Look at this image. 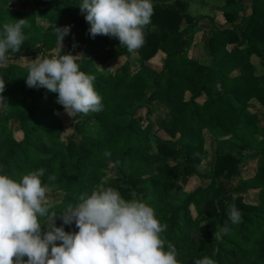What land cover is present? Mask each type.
I'll list each match as a JSON object with an SVG mask.
<instances>
[{
    "label": "trees",
    "instance_id": "1",
    "mask_svg": "<svg viewBox=\"0 0 264 264\" xmlns=\"http://www.w3.org/2000/svg\"><path fill=\"white\" fill-rule=\"evenodd\" d=\"M203 1L221 3L222 21L191 16L186 0H152L144 43L129 52L116 37L90 35L82 0H0V39L5 23L27 22L20 50L0 66V174L19 182L45 169L42 184L60 195L50 209L57 214L109 187L148 204L167 225L161 238L179 264H264V0ZM54 26L72 29L60 54L82 49L76 62L95 77L101 111L69 116L57 93L27 86L29 62L20 60L49 53ZM156 54L160 70L147 76ZM205 152L208 170L199 173ZM192 177L200 182L182 198ZM225 201L240 210V223L230 221ZM55 226L78 231L74 221L57 218Z\"/></svg>",
    "mask_w": 264,
    "mask_h": 264
},
{
    "label": "clouds",
    "instance_id": "2",
    "mask_svg": "<svg viewBox=\"0 0 264 264\" xmlns=\"http://www.w3.org/2000/svg\"><path fill=\"white\" fill-rule=\"evenodd\" d=\"M79 8L86 13L93 38L116 37L129 52L143 45L144 29L153 15L152 0H82ZM26 24V19H19L3 25L0 66L7 63L9 50H20ZM54 29L60 48L51 58L37 56L29 61L27 86L57 93V103L69 116L101 111L102 98L93 86L95 77L80 70L77 56L60 54L69 26ZM4 90L5 81L0 79V93ZM4 99L0 96V105L6 104ZM44 172L43 168L31 171L19 182L0 174V264H179L174 245L169 242L165 250L161 238L167 225L160 223L148 204L126 201L109 187L82 194L77 204H68L57 214L50 211L53 206L46 194L51 189L42 184ZM241 215L234 204H228L232 223H240ZM57 218L65 225L74 221L78 231L70 233L55 226ZM195 264L215 261L204 257Z\"/></svg>",
    "mask_w": 264,
    "mask_h": 264
},
{
    "label": "rangeland",
    "instance_id": "3",
    "mask_svg": "<svg viewBox=\"0 0 264 264\" xmlns=\"http://www.w3.org/2000/svg\"><path fill=\"white\" fill-rule=\"evenodd\" d=\"M187 2V7H186V11L191 15V16H211L213 17V19L215 21H222L219 12H217V7L221 4L220 2H204L203 0H186ZM213 5L215 8L212 9L210 5ZM249 14V9H248V4L244 3V5L242 7H240L239 11H238V16L243 18L248 16ZM219 18V19H218ZM86 28L89 30L90 29V24L86 21ZM66 37L71 38L72 37V29L69 28V33L66 35ZM64 39V38H63ZM191 39H188L186 41L187 43V47L184 50L183 56L186 55V53L188 52V47L191 45ZM60 45L59 42L54 46V48L49 52V53H45L44 57H49L51 58L53 55L57 54V51L59 50ZM63 50V43L61 45V51ZM60 51V52H61ZM72 55L73 56H77L76 59L82 57L84 55V52L82 51V49H78L76 47L73 48L72 50ZM192 58H196L197 57V50L193 49L192 51H190L188 53ZM37 58V55L33 58L26 56V57H22V59L20 60L21 63H26L32 60H35ZM163 56L161 54H156L152 59H150L147 63H145V69L144 72L147 76H151L153 73H156L160 70V65H161V60H162ZM250 112L254 113V114H258V106L256 105V103L252 102V105L250 106ZM156 136L158 138L162 137V132H157ZM208 146H206L204 149L207 150ZM202 165L199 167V173H204L208 170V158H207V154L205 152V156L203 158L202 161ZM200 180L197 177H192V180L190 181V183L188 184V186L185 188V192L184 194L188 193L190 191V189L199 184ZM185 195H183L182 198H184ZM47 195V199L50 203H56L59 201L60 195L59 194H54L52 192H49L46 194ZM251 200L253 202L256 203V197L255 195H251ZM180 202V199L178 200ZM191 210V217H194V212ZM202 219H201V223H202Z\"/></svg>",
    "mask_w": 264,
    "mask_h": 264
}]
</instances>
